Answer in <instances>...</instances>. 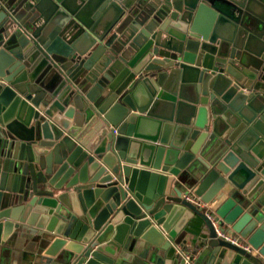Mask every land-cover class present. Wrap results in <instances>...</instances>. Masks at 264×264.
<instances>
[{
  "label": "water",
  "instance_id": "water-1",
  "mask_svg": "<svg viewBox=\"0 0 264 264\" xmlns=\"http://www.w3.org/2000/svg\"><path fill=\"white\" fill-rule=\"evenodd\" d=\"M205 209L264 264V0H0L1 254L181 264Z\"/></svg>",
  "mask_w": 264,
  "mask_h": 264
},
{
  "label": "built area",
  "instance_id": "built-area-1",
  "mask_svg": "<svg viewBox=\"0 0 264 264\" xmlns=\"http://www.w3.org/2000/svg\"><path fill=\"white\" fill-rule=\"evenodd\" d=\"M186 199L195 205L204 207V204H202L199 199L193 195H188ZM204 214L210 221L216 237L245 250H251V246L247 243V240L241 238L238 233L229 231L228 228L225 227L222 218L218 217L214 212L209 210H206ZM177 252L179 253L181 264H194L196 258L195 253L189 251L183 246H179L177 248Z\"/></svg>",
  "mask_w": 264,
  "mask_h": 264
},
{
  "label": "crops",
  "instance_id": "crops-1",
  "mask_svg": "<svg viewBox=\"0 0 264 264\" xmlns=\"http://www.w3.org/2000/svg\"><path fill=\"white\" fill-rule=\"evenodd\" d=\"M208 209H205L206 211ZM210 211V210H209ZM226 227V225H225ZM227 228V227H226ZM209 235V228L205 221L198 215H194L190 222L184 227L183 230V247L187 248L189 251L195 253L197 256L199 250L202 247V243L206 241ZM13 252L12 249L7 250L1 254L0 252V264H12ZM174 264H179L178 262H173Z\"/></svg>",
  "mask_w": 264,
  "mask_h": 264
},
{
  "label": "rangeland",
  "instance_id": "rangeland-1",
  "mask_svg": "<svg viewBox=\"0 0 264 264\" xmlns=\"http://www.w3.org/2000/svg\"><path fill=\"white\" fill-rule=\"evenodd\" d=\"M202 219L203 220H207V218L205 217V215H204V212H203V215H202ZM207 222V224H209V222H208V220L206 221ZM209 226V232H210V234H212V235H214V232H213V230H212V228H211V226L210 225H208Z\"/></svg>",
  "mask_w": 264,
  "mask_h": 264
}]
</instances>
